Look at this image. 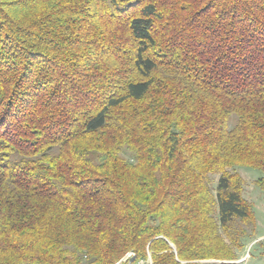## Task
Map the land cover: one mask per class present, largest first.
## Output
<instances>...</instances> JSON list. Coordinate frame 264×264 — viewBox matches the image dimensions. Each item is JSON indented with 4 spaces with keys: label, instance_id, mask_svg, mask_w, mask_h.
<instances>
[{
    "label": "trees",
    "instance_id": "obj_1",
    "mask_svg": "<svg viewBox=\"0 0 264 264\" xmlns=\"http://www.w3.org/2000/svg\"><path fill=\"white\" fill-rule=\"evenodd\" d=\"M238 167L264 0H0V264H240Z\"/></svg>",
    "mask_w": 264,
    "mask_h": 264
},
{
    "label": "rangeland",
    "instance_id": "obj_2",
    "mask_svg": "<svg viewBox=\"0 0 264 264\" xmlns=\"http://www.w3.org/2000/svg\"><path fill=\"white\" fill-rule=\"evenodd\" d=\"M128 154V153H127ZM245 179L244 196L254 204L257 223L254 229H248V235L244 238L245 247L238 250L240 264H264V192L256 185L262 172L246 167L236 169ZM213 184H216L218 176H213ZM130 253L128 256H131ZM213 262V261H210ZM151 258L140 264H150Z\"/></svg>",
    "mask_w": 264,
    "mask_h": 264
},
{
    "label": "water",
    "instance_id": "obj_3",
    "mask_svg": "<svg viewBox=\"0 0 264 264\" xmlns=\"http://www.w3.org/2000/svg\"><path fill=\"white\" fill-rule=\"evenodd\" d=\"M236 262H241V261H236Z\"/></svg>",
    "mask_w": 264,
    "mask_h": 264
}]
</instances>
